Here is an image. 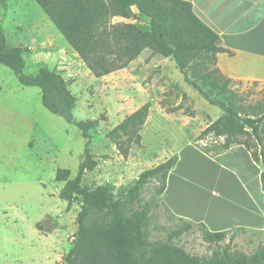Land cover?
I'll return each mask as SVG.
<instances>
[{
	"label": "rangeland",
	"instance_id": "obj_1",
	"mask_svg": "<svg viewBox=\"0 0 264 264\" xmlns=\"http://www.w3.org/2000/svg\"><path fill=\"white\" fill-rule=\"evenodd\" d=\"M2 4L8 7L4 25L8 42L25 51L24 74L33 77L41 67L59 72L77 98L74 117L99 120L90 139L85 140L80 129L43 106L40 88L23 86L9 68L0 66V232L9 241L15 237L26 248L48 247L49 261L43 264L61 263L72 246L81 208L79 200L68 209L67 202L59 198L64 183L56 181V173L69 169L74 178L86 148L98 166L84 176L83 186L93 189L109 184L115 198L142 172L172 157L179 160L181 152L188 155L191 167H185L191 181L184 182V188L195 185L194 173L211 178L212 160L206 151L221 145L223 138H201V134L223 111L185 82L172 58L145 50L128 67L97 79L35 0H6ZM120 18H110V25L124 23ZM47 25L55 33L50 37L53 44L39 38L38 30ZM215 66L209 60L201 69ZM230 88L229 99L264 113V85L233 82ZM146 103H150V112L141 131V146L132 145L124 157L107 134ZM261 129L264 133V122ZM239 153L244 159L245 150ZM253 168L257 171L258 167L254 164ZM160 186L159 180L151 179L134 205L135 210L148 215L149 244L172 243L204 258L225 248L251 256L264 246L263 236L245 231L229 234L219 246L206 243L203 231L196 227L170 237L184 221L168 210ZM31 256L26 249L24 262Z\"/></svg>",
	"mask_w": 264,
	"mask_h": 264
},
{
	"label": "trees",
	"instance_id": "obj_2",
	"mask_svg": "<svg viewBox=\"0 0 264 264\" xmlns=\"http://www.w3.org/2000/svg\"><path fill=\"white\" fill-rule=\"evenodd\" d=\"M5 1L0 0V4ZM35 1L97 79L128 67L145 50L172 58L185 82L198 90L210 105L223 111L201 134V138H223L221 145L213 147V151L207 149L206 154L217 156L235 144L243 145L253 160L263 166L264 187V133L261 129L264 113L229 99L232 80L217 67V55L226 50L221 46L220 37L197 17L191 3L183 0ZM134 9L149 20L148 25H110L112 17L136 16ZM24 53L21 46L8 44L0 26V66L9 68L23 86L40 88L43 106L80 129L88 141L99 120L74 117L77 98L59 72L41 67L35 76H26ZM209 60L216 65L214 69H201ZM149 112L150 103H146L107 134L124 157L128 156L132 145L141 146V131ZM245 136L247 138L242 139ZM177 162L178 158L172 157L142 172L130 187L119 192L118 198L109 184L93 189L83 186L84 176L98 166L88 148L74 178L69 169H58L56 181L64 183L59 198L67 202L68 209L79 200L81 209L72 246L57 264H264V246L251 256L225 248L204 258L172 243L147 242L148 215L144 210H135L134 205L151 179L161 182L159 193L163 195L168 175ZM193 227L203 231L209 245L219 246L227 239V232H211L204 224L192 222H184L170 237H178Z\"/></svg>",
	"mask_w": 264,
	"mask_h": 264
},
{
	"label": "crops",
	"instance_id": "obj_3",
	"mask_svg": "<svg viewBox=\"0 0 264 264\" xmlns=\"http://www.w3.org/2000/svg\"><path fill=\"white\" fill-rule=\"evenodd\" d=\"M183 1L191 3L197 17L220 37L221 46L226 50L217 55V67L221 73L232 83L264 85V0ZM7 20L8 7L2 4L0 26L8 42L4 30ZM52 30L50 25L40 28V41L48 40L53 44L50 37H55V33ZM243 150L244 159L239 153ZM206 155L212 160L211 178L194 173L195 185L184 188V182L191 181L185 167L189 170L191 167L188 155L181 152L175 168L168 175L163 193L168 210L184 222L204 224L211 232H227L229 235L245 231L264 238L263 166L239 144L217 156ZM254 164L259 168L257 171ZM0 234V264H43L49 261L48 247L41 249L28 245L26 248L23 241L15 237L9 241L7 235ZM26 249L32 253L27 263L24 262Z\"/></svg>",
	"mask_w": 264,
	"mask_h": 264
},
{
	"label": "built area",
	"instance_id": "obj_4",
	"mask_svg": "<svg viewBox=\"0 0 264 264\" xmlns=\"http://www.w3.org/2000/svg\"><path fill=\"white\" fill-rule=\"evenodd\" d=\"M134 13L136 16L132 17V18H120L124 23H132V24H137V25H141V26H146L149 24V20L147 18H145L144 16H142L141 14H139L136 10H134Z\"/></svg>",
	"mask_w": 264,
	"mask_h": 264
}]
</instances>
